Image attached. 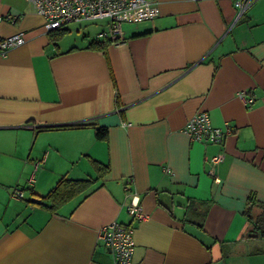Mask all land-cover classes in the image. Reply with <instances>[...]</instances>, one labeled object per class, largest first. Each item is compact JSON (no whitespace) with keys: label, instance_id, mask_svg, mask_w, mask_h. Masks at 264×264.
<instances>
[{"label":"crops","instance_id":"1","mask_svg":"<svg viewBox=\"0 0 264 264\" xmlns=\"http://www.w3.org/2000/svg\"><path fill=\"white\" fill-rule=\"evenodd\" d=\"M149 1L158 15L124 21L115 44L106 19L58 34L27 0H0L16 16L0 36L24 38L0 56V264H111L98 229L130 222L127 178L147 214L131 264H264L250 242L264 213V0L239 17L233 0ZM200 110L231 126L213 175L219 146L182 130ZM61 177L90 181L51 208Z\"/></svg>","mask_w":264,"mask_h":264},{"label":"built area","instance_id":"2","mask_svg":"<svg viewBox=\"0 0 264 264\" xmlns=\"http://www.w3.org/2000/svg\"><path fill=\"white\" fill-rule=\"evenodd\" d=\"M255 0H233L239 17ZM33 10L42 15L45 19V28L52 30L60 28L73 21H91L97 19L107 20L105 36L112 43L124 41L122 23L124 21H140L152 19L158 15V7L149 0H27ZM15 15L0 14L3 18L13 21ZM24 41L21 32L7 37L0 36V56H5L8 50L20 45ZM247 106L253 103V98L246 94L245 90L238 92ZM183 132L191 141L212 143L219 146V149L205 157L208 164L207 172L214 174V167L223 159V143L225 135L231 131V126L226 122L224 126L212 125L206 111L195 112L187 120L182 128ZM169 171L168 168H165ZM33 178L28 180L32 184ZM125 196L128 202L125 205L126 212L130 216L129 223H122L112 220L98 229V241L111 253V264H131V257L134 250L133 221L145 219L147 214L142 210L139 197L130 190V179L127 178L123 185ZM10 194L13 198L23 197V188L15 185L11 188Z\"/></svg>","mask_w":264,"mask_h":264},{"label":"trees","instance_id":"3","mask_svg":"<svg viewBox=\"0 0 264 264\" xmlns=\"http://www.w3.org/2000/svg\"><path fill=\"white\" fill-rule=\"evenodd\" d=\"M61 28V27H60ZM60 28L53 29L58 34L62 33ZM109 40V39H108ZM88 123L78 122L70 124L71 126H83ZM106 136V129L102 127H95V137L102 139ZM97 167L106 169L105 165L97 164ZM90 181V179H68L66 177H61L56 185L49 190L46 197L49 199L51 208H56L62 202L71 198L75 193L82 190ZM23 188V187H22ZM248 215V209L245 211ZM254 227L259 231L261 236H264V213L257 215L254 219Z\"/></svg>","mask_w":264,"mask_h":264},{"label":"rangeland","instance_id":"4","mask_svg":"<svg viewBox=\"0 0 264 264\" xmlns=\"http://www.w3.org/2000/svg\"><path fill=\"white\" fill-rule=\"evenodd\" d=\"M250 242H251L252 246L264 247V237H261V236L260 237H252L250 239Z\"/></svg>","mask_w":264,"mask_h":264},{"label":"water","instance_id":"5","mask_svg":"<svg viewBox=\"0 0 264 264\" xmlns=\"http://www.w3.org/2000/svg\"><path fill=\"white\" fill-rule=\"evenodd\" d=\"M31 201H32V202H40L41 200H40L39 198L32 197V198H31ZM253 234H254V235H257L256 232H253Z\"/></svg>","mask_w":264,"mask_h":264}]
</instances>
